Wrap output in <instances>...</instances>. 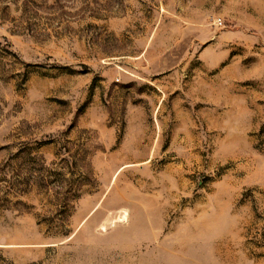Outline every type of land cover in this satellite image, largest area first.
I'll use <instances>...</instances> for the list:
<instances>
[{"label":"rangeland","instance_id":"rangeland-1","mask_svg":"<svg viewBox=\"0 0 264 264\" xmlns=\"http://www.w3.org/2000/svg\"><path fill=\"white\" fill-rule=\"evenodd\" d=\"M0 264H264V0H0Z\"/></svg>","mask_w":264,"mask_h":264}]
</instances>
